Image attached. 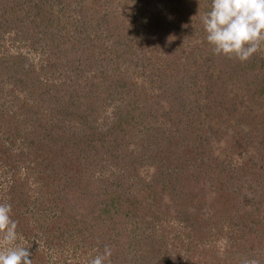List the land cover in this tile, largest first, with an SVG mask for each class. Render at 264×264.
Segmentation results:
<instances>
[{
	"label": "rangeland",
	"instance_id": "rangeland-1",
	"mask_svg": "<svg viewBox=\"0 0 264 264\" xmlns=\"http://www.w3.org/2000/svg\"><path fill=\"white\" fill-rule=\"evenodd\" d=\"M210 8L211 0H0V104L11 107L15 120L22 121L25 126L18 141L22 144L29 138L36 140L35 135H40L41 125L48 132L54 129V117L56 121L60 119V125L66 126L69 120L65 114H58L52 109V104H58L59 101L67 103L68 100H75L86 110L90 105L88 99L99 103L103 101L101 97L106 96L109 99L101 103L104 110L101 109L94 116V125L98 130L90 128L92 131H106L112 124L111 120L116 117L114 111L117 106L122 105L128 95L127 90H132L130 88L134 83H138L145 94L136 100L138 114L125 117L131 129L127 136L131 137L129 149L132 152H128L126 157L133 160L138 154L134 146L137 141L157 147L160 144L165 151H169L168 139L162 138V134L161 139L157 138L156 131L165 121L173 124L163 128L178 130L177 117L181 116L183 110L177 106L171 109L169 100H158L157 96L162 93L159 88L161 79H165L170 71H192L191 64L181 66L177 61L184 59L175 61L174 55L182 47L185 54L192 49V43L202 42L204 28L201 16ZM143 9L153 17L155 23L142 20ZM156 17H160V20ZM116 47L124 54L114 52ZM140 52L146 53L148 57L153 55L151 61L147 62L148 67L143 65L146 63L144 59L139 58L142 57ZM198 53L199 56L203 55V51ZM204 59L205 56L199 57L197 62L202 63ZM230 60L239 61L235 57ZM261 65H264V46L242 62L245 68L254 66L247 79L240 74V78L235 81L232 77L234 71H229L232 64L227 66L225 72H220L217 65H203L206 75H212L211 82L221 80L223 83L225 99L236 102L224 109L216 124L206 123V130L199 132L204 135L202 140H208L201 149L195 148L198 142L195 137L199 134L194 132L196 123L192 122V118L189 121L184 118L183 123L187 126L177 125L182 130L180 132L188 136L189 143H196L186 146L187 152L177 150L173 157L184 159L176 169L170 166L168 172H161L164 169L159 167L160 161L151 160L146 156L147 153L141 156L142 163L136 158L140 166L138 176L143 178V182L138 184L139 188L149 186L145 192L147 196L150 191H154L146 204H139L142 206L140 213L146 215V220H138L133 215L132 220L125 218L124 221V213L118 209L122 198H115L113 203L110 198L112 194L107 197L102 195L103 202L99 194L95 193L96 183L102 186L109 183L111 189L120 190L123 187L126 192L138 189L130 181V174L136 169L119 163L121 157L115 155L109 158L106 154V163H100L104 158L90 163L88 174L93 171V184L88 182L89 187L86 188L72 183L74 175L70 169L61 172L58 175L61 181H55L54 185L57 184L63 193H68V208L82 217V225L87 226L82 238L71 234L74 241L79 243L77 247L69 240L70 236L67 238L68 235L50 243L45 233L38 228L40 216H46L49 222L59 215L58 206H53L49 191L45 197L37 190L39 186L35 184V178L44 175L39 161H31L30 167L20 165L17 174L13 168L9 169L10 165L0 162V203L8 202L7 189L15 176L18 179L25 175L31 177L28 190L30 201L42 200L37 206L30 203L26 207L24 214L29 220L19 218L17 227L18 242L28 248L33 264H88L92 257L103 251L105 245L109 246L105 243L106 239L113 241L111 248L117 250L119 247L122 252H112L114 256L111 258L115 262L118 261L117 256L119 260L126 258L124 264H142L151 258H154V264L264 262L261 261L264 257H255V251L232 249L235 247L231 245L233 238L229 231L235 227V235L245 233L248 236L254 231L253 238L256 234H262L264 229L262 222L251 227L255 219L264 220V73H261L262 76L258 74L259 68L264 71ZM115 70L123 71L121 74L118 72L123 75L120 80L114 78L121 86L117 87L120 89L118 91L116 87H108L113 79L111 71ZM104 75L110 78L103 79ZM18 77L25 80L28 86L17 84ZM124 82L126 84L123 86ZM173 83L178 86V78ZM183 84L189 87V82L184 81ZM94 87L91 94L89 90ZM101 87L103 92L99 91ZM162 95L168 96L166 93ZM25 100L33 105L32 118L27 116L29 111L24 114L19 108ZM38 103L40 106L35 107ZM176 103L185 105V109L191 106L180 99ZM167 104L170 108L164 106ZM31 106H28V110ZM202 110L198 119L207 116L208 112ZM168 113H171V118L167 117ZM34 119L37 122L32 123ZM111 129L117 137V134L122 136L124 133L122 125L121 128L114 126ZM55 131L62 139L67 135H75L72 130L64 128H55ZM4 132L1 127L0 143H4L13 154L17 151L16 146L7 140ZM145 134L153 139L143 137ZM42 146L45 148L46 143ZM29 151L25 147V155ZM87 157L90 161L95 159L90 152ZM87 157L85 161L89 163ZM170 175L169 180L157 182L161 176L168 178ZM225 200L239 206V209L229 211L227 217L235 226L220 221L221 214H215L221 203H226ZM44 204H48V207L44 208ZM151 207L156 213L153 219ZM92 209L94 214H91ZM69 222L70 219L65 218L58 226L63 230L67 224L70 225ZM219 225L220 229L223 227V232L217 227ZM106 228L114 231L112 239L109 236L107 238ZM197 233H200L199 238ZM258 235L254 241L258 240ZM5 248L0 238V250ZM111 264L116 263L111 261Z\"/></svg>",
	"mask_w": 264,
	"mask_h": 264
},
{
	"label": "trees",
	"instance_id": "trees-1",
	"mask_svg": "<svg viewBox=\"0 0 264 264\" xmlns=\"http://www.w3.org/2000/svg\"><path fill=\"white\" fill-rule=\"evenodd\" d=\"M142 15L141 18L142 20L145 22H153V17L149 16L147 13L146 9H143L142 11ZM97 15V13H96ZM160 15V14H158ZM93 17H91L92 20ZM109 18V17H108ZM157 18V17H156ZM160 17L157 18V20L159 21ZM108 20V19H107ZM156 20V19H154ZM156 20V21H157ZM144 24V23H143ZM142 24V25H143ZM202 42H194L192 43V49H190L189 51H187V53H183L182 51H184V48L182 47L180 50H178L176 53V58H174L173 60L177 61L178 59H184L183 61H177L178 63H180V65L183 67H185L188 64L192 65V71H170L167 75L165 79H161L162 84L159 86L160 90H162V93H166L168 96L172 97L168 99V96L166 98L165 95H162V93H159V95L157 96L159 101H164V100H169V102H171V109H175V107H180L181 110H183L180 113V117L178 118V122H176V129L178 130H171L169 131L167 128H163V127H167V125H171L173 124L172 122L169 121H165L163 122V126L162 127H158L156 134H157V138L161 139L162 138H167L169 141V146H170V150L169 151H165L164 148L160 147L158 144V147L154 144H144L141 142H138L135 144V151L138 153L134 156V159H129L126 156L132 153L130 148V141L129 139H131V137L127 136L128 131L131 130L129 129L130 125L126 122L128 119H125V117H129L133 115L138 114L137 113V107L138 105H136V100L137 98L142 95L145 94L143 91H141V89L138 87V83H134V85L130 88L132 90H127V96H125V100L124 102L122 101V105H118L116 110L114 111L116 113V118L111 120L112 124L111 126L106 130V131H102L98 132V131H92L90 130L91 127L94 128H98L95 127L94 123H95V119L94 116L97 115L101 109H103L104 107L101 108V103L105 102V100L107 99L106 96L101 97V99H103V101L99 102L93 100H89V108L84 110L82 109V106L78 103L75 102V100H68L67 103H64L62 101H59L58 104L54 103L52 104V109L56 110L58 112V114L62 113L65 114V116L67 117V119L69 120V123L65 125H60V119L58 121H56L55 117V123H54V129L50 130L49 132L46 130V127H42L41 125V130H40V135H35L36 140L34 139H26V141H23V143L21 144L18 141V138L20 137L22 130H24V124L22 123V121H18L15 120V113L13 111H11V107L6 106L5 104H0V130L1 127L4 128L6 133V137L7 140H9L10 142H12V144H14L16 146L17 151L13 154H11L9 151L11 150H7V146L4 143H0V162L2 164L5 165H10V168H13L14 171H16L15 174H17V172H19V166L26 164V166L30 167L31 166V161H39L38 163H40V168L42 169V172H44V175H37L35 178V184L39 187H37V190L41 192V195L43 196H47V192L50 194V198H52V204L53 206H58L59 209V215H56V219L53 218L52 220L50 219L49 222L47 221L48 218L46 216H40L39 220L37 221L39 223V230L41 232L45 233L46 236V240L49 241L50 243H53L54 240L56 238H63L64 236H67V238L72 240L71 243L77 247L79 245L78 242H75L73 239V237H71V234H73V236H77L78 238H82L85 235V232L87 231V226L82 225V217H79L78 214L73 213L72 210H70L69 207V200L70 198L67 197L66 191L65 193L62 192V190L58 189L57 184L54 185V182H58L61 181V178L58 177V175L61 172L66 171L67 169H70V171L73 173V179L74 181L72 182L73 184H76L77 186H84L89 187L87 184L88 182L90 184L92 183V172L88 174V170H89V164L93 163L95 160L97 161L99 158H104L103 162L100 163H106V154L107 157L109 156V158L112 157H121L122 161L119 163H122L125 167H129L130 169H136L134 173L130 174V176H132V178L130 179L131 183L133 185H136L135 187H138V189L132 191V192H126V189H123V187L118 190L116 189H111V185H106V186H102L100 184L96 183L97 188L95 189V193L99 194V197L103 200L104 202V197H107L106 195H110L111 200L114 203V199H120L122 198L123 200L120 202L119 204V210L120 212L124 213L122 215V217L127 218H131L133 215L135 216L136 219L140 220H146V215H143L140 213V210H142V206L139 204H146V200H149V196L154 192V191H150L148 196L145 195V192H147L149 190V186H142L139 188V182H143V178H141V176H138V171L140 170V166L138 167V163L135 161L136 158H138L140 160V162L142 163V157L146 156L148 158H151V160L153 161H160V165L159 167L163 168L164 170L161 172H168L169 167L172 166L173 169H176L177 166L180 165V163L183 161L184 158H174V154L177 153L178 149H181L180 151H184L187 152L186 150V146L190 145V144H194L196 142H192L189 143L190 141H187V135H184L181 129L178 128L177 125L182 124L183 126H187L183 123V120L185 118V120L189 121L192 118V122L196 123V130L194 131L195 134H199L197 137H195V141H198L197 144H195V148L196 149H201V147L208 142V140H203L201 139V137H204L203 134H200L199 132H204V130H206L205 126L206 123H208L209 125L211 124H216V122H218L219 119H221L222 115H223V111L225 108H227L230 103L234 104L236 101L235 100H231L229 101L228 99H225V94L222 93L223 91V83L221 82V80L217 81L218 83V87H217V83L216 82H211L210 78L212 77L211 74H209L208 76L206 75V71L203 68V65L205 63L207 64H212V65H217V67H219V71L220 72H225L224 70H227V66L232 64V68L229 71H234L232 74V77L235 79V81L237 79L240 78V74L244 75V77L247 79V77H249L250 73H252L254 70V66H252L251 68H245L244 66H242V62L241 61H232L229 58L223 56V55H216L213 52L212 46L208 44V42L206 41V33L204 32V30H202ZM191 35V34H190ZM183 41H185L183 39ZM114 43L116 44V42L114 41ZM184 43H188V42H184ZM203 44L206 45L205 48H203ZM118 52L120 55L124 54L121 53L120 50H118V48H114V52ZM203 51V55L205 56V59L203 60L202 63L197 62L199 57V53H202ZM124 52V51H123ZM146 53H141L140 52V59H144L143 65L145 67H148L149 65H147L148 61H151V58L153 57H148ZM139 56V55H138ZM172 60V61H173ZM255 60V59H253ZM184 62V63H183ZM151 64V63H150ZM197 64H200L201 67ZM251 64H253L251 62ZM262 67L264 65H261ZM260 66V67H261ZM180 67V66H179ZM199 68H201L199 70ZM251 71H245V70H250ZM113 74V79L110 80V83H108V87H121L120 85H118V83H116V78L117 80L121 79V76L123 75H119L118 72L121 74L123 71H111ZM211 73V71H210ZM261 73H264V71H261L259 68V72L258 74L262 76ZM118 74V76H116ZM110 75V74H109ZM120 76V77H119ZM106 78H110L108 75H104L103 79ZM178 78V86L175 85L176 79ZM18 82L17 84H22V85H27L26 81L23 80L22 78L18 77ZM123 81V80H122ZM172 81V82H171ZM189 82V87L187 85V88L184 86L183 82ZM127 82V81H126ZM126 82L123 83V86L126 84ZM134 82V81H132ZM225 84V81H224ZM262 86V85H260ZM96 87H94V89H91V91L89 90V92H92L95 90ZM98 88V87H97ZM115 89V88H114ZM115 90H120L119 88L115 89ZM99 91L103 92V89L101 87V89H99ZM120 94H123V92H119ZM89 94V95H91ZM98 94V92H97ZM88 95V94H87ZM96 96V95H95ZM160 97V98H159ZM109 99V98H108ZM107 99V100H108ZM181 100L182 103H189L191 104L189 109H185V105H178L176 102L178 100ZM176 103V104H175ZM180 103V101L178 102ZM20 104V103H19ZM181 104V103H180ZM32 104H29L26 100L24 101V103H21L19 108H21V112L26 114L29 118H32L33 113L32 111ZM28 106H31L28 110ZM40 104L38 103L35 107H39ZM66 106V107H65ZM166 107H168L167 105H164ZM200 109H199V107ZM75 108V109H74ZM170 108V107H168ZM198 108V109H197ZM74 109V110H71ZM206 110L207 116L204 117L203 119H198L199 115H202L201 112L203 113V110ZM104 110V109H103ZM168 118H171V113L167 114ZM217 120V121H216ZM208 121V122H207ZM37 122L35 119L32 121V123ZM174 122V121H173ZM223 122L221 121V124ZM38 124V123H37ZM128 126H127V125ZM122 128L124 129V133L122 134V136L120 134H117L118 137L116 135H114V133L111 131V127L115 128ZM137 125V122H136ZM215 127V126H214ZM213 127V129H214ZM55 128L58 129H66V130H72L73 133L75 134L73 137H71V135H67L65 136L63 139L56 135V131ZM54 130V131H53ZM98 130V129H97ZM53 131V132H52ZM90 131L91 134H90ZM161 131V133H160ZM72 133V134H73ZM93 134V136H92ZM160 134H162V136L160 137ZM81 135V136H80ZM130 135V134H128ZM92 136V137H91ZM39 137V138H38ZM143 137L148 138V139H153L152 137L149 138V136L147 134H145ZM142 137V139H144ZM61 139V140H60ZM135 141V140H134ZM193 141V140H192ZM150 142H152V140H150ZM46 143V147L44 148L42 145H44ZM114 143L116 145H114ZM14 145H9L10 147L14 146ZM146 145V146H145ZM184 145L183 148H181ZM25 147L29 148V153H27L28 155H25ZM149 151V152H148ZM178 151V152H180ZM91 153L94 155L95 159L93 161H90L87 157L88 153ZM145 152V153H144ZM96 153V154H95ZM105 156V157H104ZM137 156V157H136ZM142 156V157H141ZM87 157V159L90 161L89 163L85 161V158ZM147 157H145L144 159H146ZM106 159V160H105ZM137 159V160H138ZM143 159V160H144ZM4 160V161H3ZM131 160V161H130ZM199 160V159H198ZM191 161V160H189ZM212 164V163H211ZM134 165V166H133ZM213 165V164H212ZM91 166V165H90ZM183 166V165H182ZM210 166V165H209ZM217 166L218 163H217ZM175 167V168H174ZM183 171H184V166H183ZM47 173V174H46ZM87 174V175H86ZM77 176V177H76ZM77 178V179H76ZM139 178V179H138ZM163 176L160 177L159 180H157V182H159L160 180L162 182H165L166 180H169L171 178V175L165 176L163 179ZM31 177L25 175L24 177H20L17 179V176H15V180L12 181L10 183V189L8 187L6 196H7V203H10L12 205V218L14 220L17 221L18 225L20 223V219L23 217V220H29V217H27V215L24 214V210L26 209V207L30 204V203H34L36 206L38 203L42 202V200H36L35 201H30V196L28 193L29 190V182H30ZM71 179V178H70ZM157 185V184H154ZM151 188V187H150ZM44 190V191H43ZM117 194V195H116ZM101 195V196H100ZM104 197H103V196ZM116 195V196H115ZM53 196V197H52ZM147 196V197H146ZM142 197V198H141ZM48 199H50L49 197H47ZM69 203H66V202ZM103 202H100V204L102 205ZM224 204L221 203V205L219 206V208L217 209V211L215 212V214H221V220L220 221H227L228 224L232 223L231 221L227 220L228 215H230L229 211L232 210H236L237 208L239 209V206L236 205V203H229V200H225ZM97 205V204H95ZM139 205V207H137ZM143 205V204H142ZM45 206L44 208L48 207L47 205H42ZM98 206H96L95 208H97ZM88 208V207H86ZM93 208V205H92ZM88 209H91V207H89ZM94 209H92L91 214H94ZM155 209H153V207H151V216L153 218L156 217L155 215ZM70 219L71 222H69V226L67 224V228L61 230L60 226H58L60 224V222L63 221V219ZM103 218V217H101ZM251 219L253 218L252 215L250 217ZM224 219V220H223ZM132 220V218H131ZM91 221V220H90ZM126 221V219L124 220ZM255 222V224H254ZM258 222V223H257ZM260 222L264 223V220L262 219H255V221L252 222V226H256L258 224H260ZM226 223V222H224ZM91 226L94 225L93 222L90 223ZM234 225V224H233ZM237 225H240L239 223ZM235 226V225H234ZM72 227V228H71ZM110 227V226H108ZM107 227V228H108ZM220 229V225L217 226ZM239 227V226H237ZM106 228V234H107V238L109 236L110 239H112V233L114 231L109 230ZM235 228V227H234ZM229 229L233 241L231 243L232 249H238V250H245L246 252H253L255 251V257L257 259L263 258L264 257V229L262 230L263 233L262 234H256L255 237L251 238L254 234V231L251 232V235L248 236L247 234L243 233V234H239V235H235V233L233 232V229ZM110 229H112L110 227ZM223 232V227L220 229ZM49 231V232H48ZM73 231V233H71ZM201 232V231H200ZM219 232V231H218ZM70 233V234H69ZM202 233V232H201ZM199 238L200 233L196 234ZM258 235V240L254 241V239L257 237ZM105 243L109 244V247L111 248V245L113 244V241H109L106 239ZM118 242L116 241V244ZM119 244V243H118ZM231 248V247H230ZM113 249V248H111ZM115 251V252H114ZM114 254L116 253H122L118 247L117 250L112 251ZM114 254L111 256L113 257ZM125 257V256H124ZM118 261L115 262L112 258L111 261H113L116 264H124V262L126 261V258L120 259L117 256ZM261 261H264V258L261 259ZM154 258L148 259V261H144L142 264H154ZM157 264V263H156ZM163 264H166V262H163ZM258 264H264V262H259Z\"/></svg>",
	"mask_w": 264,
	"mask_h": 264
},
{
	"label": "clouds",
	"instance_id": "clouds-1",
	"mask_svg": "<svg viewBox=\"0 0 264 264\" xmlns=\"http://www.w3.org/2000/svg\"><path fill=\"white\" fill-rule=\"evenodd\" d=\"M201 23L216 55L245 62L264 46V0H211ZM17 227L12 205L0 203V238L6 246L0 250V264H33L28 248L18 242ZM111 256V248L105 245L88 264H111Z\"/></svg>",
	"mask_w": 264,
	"mask_h": 264
}]
</instances>
